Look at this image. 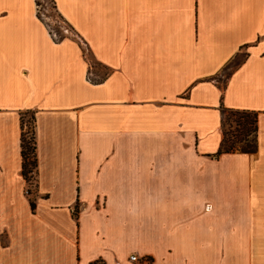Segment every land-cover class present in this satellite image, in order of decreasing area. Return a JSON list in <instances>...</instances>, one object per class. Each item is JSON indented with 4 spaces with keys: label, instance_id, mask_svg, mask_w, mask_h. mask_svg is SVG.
<instances>
[{
    "label": "crops",
    "instance_id": "crops-1",
    "mask_svg": "<svg viewBox=\"0 0 264 264\" xmlns=\"http://www.w3.org/2000/svg\"><path fill=\"white\" fill-rule=\"evenodd\" d=\"M51 1L93 64L0 0V264H264V0ZM228 110L253 151L217 154Z\"/></svg>",
    "mask_w": 264,
    "mask_h": 264
},
{
    "label": "trees",
    "instance_id": "trees-1",
    "mask_svg": "<svg viewBox=\"0 0 264 264\" xmlns=\"http://www.w3.org/2000/svg\"><path fill=\"white\" fill-rule=\"evenodd\" d=\"M234 113H243V115L228 124L227 129H224V117L222 113L221 127H222V139L220 142L217 154L228 153L234 151L251 152L256 145V115L253 112L247 110H228ZM249 113L253 114V117L248 116ZM29 114V119L25 120L24 115ZM20 152L22 157L21 173L30 185V182H35L37 158L35 152V137H34V116L32 112L24 113L20 118ZM253 132V138L250 141L249 136ZM253 141V145H251ZM242 143V144H241ZM27 194L31 193V190L27 187ZM31 207H34L33 199H30Z\"/></svg>",
    "mask_w": 264,
    "mask_h": 264
},
{
    "label": "rangeland",
    "instance_id": "rangeland-1",
    "mask_svg": "<svg viewBox=\"0 0 264 264\" xmlns=\"http://www.w3.org/2000/svg\"><path fill=\"white\" fill-rule=\"evenodd\" d=\"M37 4H39V11L41 13L40 16H44V20L46 21V23L56 32H58L59 35L61 36H72L75 39H78L76 37V34L74 33L73 29L68 25V23H66L61 17L60 15H58L57 11L54 8V5L52 4L51 0H37ZM78 41L80 42V45L82 47L83 53L84 55L90 60V65H92L93 63L91 62V58H90V54H89V50L86 47V45L80 40L78 39ZM243 115V113H234L231 111H224L223 117H224V129H227L228 124L233 122L236 119H239L241 116ZM248 116L250 118L253 117L252 113H249ZM24 119L27 120L29 119V114H25L24 115ZM249 140L253 138V132L251 133V135L248 137ZM250 140V141H251ZM242 144V143H241ZM251 145H253V141L251 143ZM33 181L30 182V185H28V188L31 190V192H33Z\"/></svg>",
    "mask_w": 264,
    "mask_h": 264
},
{
    "label": "built area",
    "instance_id": "built-area-1",
    "mask_svg": "<svg viewBox=\"0 0 264 264\" xmlns=\"http://www.w3.org/2000/svg\"><path fill=\"white\" fill-rule=\"evenodd\" d=\"M38 7H39V4H37V13H38V16L44 21V24H45L46 28L48 29V31H49L51 37H52L54 40H58V39L63 38L65 35H64V36L59 35L58 32H56L55 30H53V29H52V28L46 23V21L43 19L44 16H42V17L40 16L39 13H41V12L39 11ZM129 260L132 261V262H135L136 264H145V260H146V259H145V258L138 257L137 255L132 254V255L129 256Z\"/></svg>",
    "mask_w": 264,
    "mask_h": 264
}]
</instances>
